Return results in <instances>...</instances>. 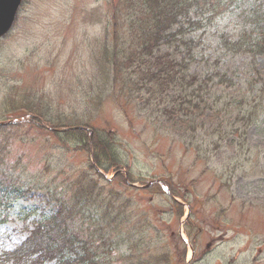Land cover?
<instances>
[{
  "label": "rangeland",
  "instance_id": "rangeland-1",
  "mask_svg": "<svg viewBox=\"0 0 264 264\" xmlns=\"http://www.w3.org/2000/svg\"><path fill=\"white\" fill-rule=\"evenodd\" d=\"M110 2L24 0L10 31L0 39V121L21 120L0 128L5 169L0 179L31 191L13 202L11 218L27 211L50 212L55 206L50 193L72 203L74 191H93L115 211L124 205L128 222L140 230L141 243L132 236L129 247L107 250L110 264H135L137 250L151 258L166 254L157 264H186V243L195 250L189 264H250L252 258L257 260L251 264H264V109L244 134L237 128L240 122L234 128L226 123L231 113L221 112L215 122L220 121L224 132L199 128L190 148L189 141L142 118L131 124L106 99L96 116L92 114L91 125L112 132L118 142L126 166L120 165L121 177L112 179L114 168L96 174L89 167L90 150L78 148L71 139L61 142L22 108L48 104L56 108L50 109L53 114L88 111L91 105L84 97L91 71L100 77L103 49L110 41ZM234 14L237 10L214 27L228 24ZM255 68L263 73H254L252 79L259 87L264 60L258 59ZM123 171L136 186L127 185ZM154 179L165 181L180 207L157 184L145 190L138 187ZM187 206L190 212L184 221L181 214ZM15 223H0V248H10L22 238ZM87 233L89 238L91 232Z\"/></svg>",
  "mask_w": 264,
  "mask_h": 264
},
{
  "label": "trees",
  "instance_id": "trees-1",
  "mask_svg": "<svg viewBox=\"0 0 264 264\" xmlns=\"http://www.w3.org/2000/svg\"><path fill=\"white\" fill-rule=\"evenodd\" d=\"M109 5L110 41L103 49L100 77L91 71L84 97V103L91 105L88 111L67 115L51 113L54 107L48 104L22 107L50 134L61 142L71 139L87 151V131L57 128H90L94 164L107 172L126 165L115 135L91 125L92 114L96 116L106 99L131 124L142 118L189 141L190 148L199 128L224 132L220 121L215 122L223 111L232 114L226 122L231 127L241 123L237 128L242 134L255 122L264 109V81L259 87L252 81L254 73L263 75L255 66L258 59L264 60V0H111ZM234 10L237 14L228 24L214 27ZM74 112L80 111L74 108ZM2 165L0 157V173L5 172ZM89 167L94 170L91 163ZM29 192L28 186L0 179V223L16 222V231L24 235L12 247L0 248V264H110L107 250L129 244L132 236L135 243L142 242L139 227L128 222L124 205L115 211L111 204L97 200L93 191H74L72 203L50 193L55 202L51 212L27 211L11 218L13 202ZM93 208L96 212H90ZM166 256L151 258L137 250L135 264H157Z\"/></svg>",
  "mask_w": 264,
  "mask_h": 264
},
{
  "label": "water",
  "instance_id": "water-1",
  "mask_svg": "<svg viewBox=\"0 0 264 264\" xmlns=\"http://www.w3.org/2000/svg\"><path fill=\"white\" fill-rule=\"evenodd\" d=\"M19 2L20 0H0V36L9 29Z\"/></svg>",
  "mask_w": 264,
  "mask_h": 264
},
{
  "label": "flooded vegetation",
  "instance_id": "flooded-vegetation-1",
  "mask_svg": "<svg viewBox=\"0 0 264 264\" xmlns=\"http://www.w3.org/2000/svg\"><path fill=\"white\" fill-rule=\"evenodd\" d=\"M255 260H257V259H256V258H252V259H251V261H250V264H251V262H253V263H254V262H255Z\"/></svg>",
  "mask_w": 264,
  "mask_h": 264
}]
</instances>
